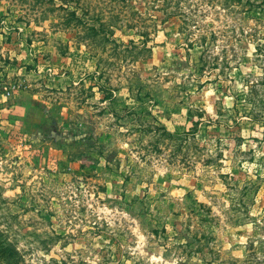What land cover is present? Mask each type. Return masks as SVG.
<instances>
[{
    "label": "rangeland",
    "instance_id": "obj_1",
    "mask_svg": "<svg viewBox=\"0 0 264 264\" xmlns=\"http://www.w3.org/2000/svg\"><path fill=\"white\" fill-rule=\"evenodd\" d=\"M0 258L264 264V0H0Z\"/></svg>",
    "mask_w": 264,
    "mask_h": 264
},
{
    "label": "trees",
    "instance_id": "obj_2",
    "mask_svg": "<svg viewBox=\"0 0 264 264\" xmlns=\"http://www.w3.org/2000/svg\"><path fill=\"white\" fill-rule=\"evenodd\" d=\"M69 13H70V14L67 15L68 18H69V17H73V16H75V12H74V11H71V10H70ZM76 19L79 20V17L76 16ZM8 259H9V258H8ZM8 259L3 260L2 258H0V264H4ZM11 259H12V258H11ZM11 261H12V260L7 261L6 263L11 264V263H12Z\"/></svg>",
    "mask_w": 264,
    "mask_h": 264
}]
</instances>
